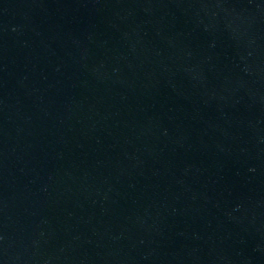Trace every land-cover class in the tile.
Masks as SVG:
<instances>
[{
    "label": "water",
    "instance_id": "95a60500",
    "mask_svg": "<svg viewBox=\"0 0 264 264\" xmlns=\"http://www.w3.org/2000/svg\"><path fill=\"white\" fill-rule=\"evenodd\" d=\"M264 152V0H0V264H183Z\"/></svg>",
    "mask_w": 264,
    "mask_h": 264
}]
</instances>
